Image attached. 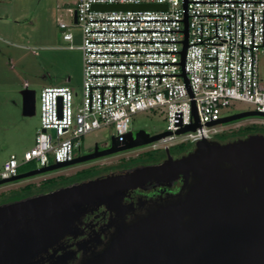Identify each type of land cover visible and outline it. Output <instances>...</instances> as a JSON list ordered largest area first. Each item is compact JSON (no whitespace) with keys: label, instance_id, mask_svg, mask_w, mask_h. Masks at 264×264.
Returning a JSON list of instances; mask_svg holds the SVG:
<instances>
[{"label":"built area","instance_id":"2783aa9c","mask_svg":"<svg viewBox=\"0 0 264 264\" xmlns=\"http://www.w3.org/2000/svg\"><path fill=\"white\" fill-rule=\"evenodd\" d=\"M65 1L81 38L82 100L74 107L70 88H43L33 146L20 161L9 156L0 181L29 163L42 168L70 162L81 138L95 130L111 129L121 144L139 112L165 115L163 133L169 134L151 144L161 150L177 137L191 145L210 141L216 130L206 125L223 118L236 102L264 114V0ZM150 4L166 10H92ZM71 26L58 23L62 40L70 43ZM192 125L194 131L176 135Z\"/></svg>","mask_w":264,"mask_h":264},{"label":"water","instance_id":"95a60500","mask_svg":"<svg viewBox=\"0 0 264 264\" xmlns=\"http://www.w3.org/2000/svg\"><path fill=\"white\" fill-rule=\"evenodd\" d=\"M92 10L165 11L166 6L95 5ZM19 94L21 116H34L35 92L24 89ZM247 118L264 119V114L239 112L206 126ZM195 127H185L176 135ZM168 134L129 132L128 144H117L112 137L110 147L101 152L95 145L90 155L19 173L0 181V186L151 145ZM189 173L195 182L182 201L160 207L130 225H119L101 251L78 264H264V136L258 134L225 144L201 140L190 154L177 160L169 157L160 165L1 206L0 264H34L36 256L73 232L86 206L121 212L125 192L156 178L182 176L186 180Z\"/></svg>","mask_w":264,"mask_h":264},{"label":"rangeland","instance_id":"374dc122","mask_svg":"<svg viewBox=\"0 0 264 264\" xmlns=\"http://www.w3.org/2000/svg\"><path fill=\"white\" fill-rule=\"evenodd\" d=\"M67 9L72 7L65 0H0V170L11 154L20 161L23 153L32 148L40 126L39 94L43 88H70L74 107L82 100V55L77 49L81 38L79 31L71 26L73 19L68 16ZM60 21L71 26V43L62 40L58 28ZM69 46L73 48L69 49ZM24 89L35 92V115L32 117L21 116L19 93ZM251 110V105L236 102L234 109L223 113V117ZM259 120L264 123V119ZM251 125L257 124L253 120H243L215 126L216 134L212 135V140L244 139L251 134L238 131ZM165 128V115L157 111H144L132 116V131L143 130L156 135L163 133ZM260 129L264 134V127ZM112 134L111 129L102 128L83 136L81 152L91 149L94 144L100 147L108 145ZM194 148L195 145L183 144L181 137H177L170 147V154L176 157ZM159 158L162 156L147 145L104 160L5 184L0 186V207L55 192L108 171L151 165L159 162ZM36 168V163H29L22 166L19 173Z\"/></svg>","mask_w":264,"mask_h":264},{"label":"flooded vegetation","instance_id":"af4514ba","mask_svg":"<svg viewBox=\"0 0 264 264\" xmlns=\"http://www.w3.org/2000/svg\"><path fill=\"white\" fill-rule=\"evenodd\" d=\"M243 120H253V122H255L257 126L264 127V123H262L261 120L257 118H247ZM240 121H236V122H240ZM230 124L232 123L225 125H230ZM136 132L137 131H132L130 129V133H132L133 135L136 134ZM258 135L264 136V134H258ZM235 140H238V138ZM124 141L126 144L129 143L128 139ZM232 141L228 140V138H225L219 140L211 139L209 142L212 144H216V143L225 144ZM95 145H97L98 152H101L110 147V142L108 145L102 147H100L98 144H94V146L91 149L87 150L86 152H81L80 149L76 152L74 159L92 154L94 152ZM135 149L101 157L95 160L86 161L83 163H78L69 167H76L79 165L92 163L93 161L95 162L98 160H104L116 156L118 154L134 151ZM155 150L157 151L159 156H162V159L159 158V162L157 163L151 165H143L129 170L108 171L106 174L82 181H77L76 183H73L69 186H65L62 189L74 185H79L81 183L106 178L109 176L126 174L128 172H132L137 169L160 165L166 162L169 157L172 160H177L184 156H187L193 151V150L187 151L185 154L178 155L175 157L170 154V148L165 150H161V149H155ZM109 166L110 165H108L107 168H110ZM63 169L65 168H62L60 170ZM194 182L195 181L191 173H189L188 178L186 180L183 179L182 176H178L175 179L162 177V178L149 180L141 184L136 189L125 192V195L121 200L122 208L121 210H119L121 212H117V211L115 212V210H111V211L107 210L105 206H96V205L86 206L82 208L81 215L78 221L74 222L73 232L69 235H65L53 246L47 248L46 252H43L38 256H36L31 261V263L78 264L80 262H83L84 260L90 258L92 254L101 251L108 244V240L110 239L112 234L116 231V228L119 225H130L132 223L139 221L142 218L147 217L149 214L156 211L160 207L176 204L182 201L185 195L187 194V192L189 191L190 187L194 184Z\"/></svg>","mask_w":264,"mask_h":264},{"label":"trees","instance_id":"16d2710c","mask_svg":"<svg viewBox=\"0 0 264 264\" xmlns=\"http://www.w3.org/2000/svg\"><path fill=\"white\" fill-rule=\"evenodd\" d=\"M242 131L243 133H247V134H263L261 129H260V126H257V125H251V126H247V127H244L242 128L241 130H239L238 132ZM237 132V133H238ZM242 133V134H243ZM21 168V167H20ZM19 168V169H20ZM24 171H22L21 173H23ZM27 188V187H26Z\"/></svg>","mask_w":264,"mask_h":264},{"label":"crops","instance_id":"0c3cea01","mask_svg":"<svg viewBox=\"0 0 264 264\" xmlns=\"http://www.w3.org/2000/svg\"><path fill=\"white\" fill-rule=\"evenodd\" d=\"M20 111H21V108H20ZM34 139V138H33ZM34 141V140H33Z\"/></svg>","mask_w":264,"mask_h":264}]
</instances>
